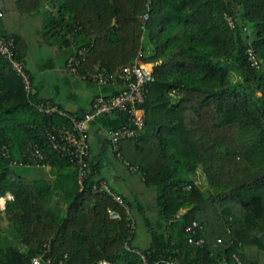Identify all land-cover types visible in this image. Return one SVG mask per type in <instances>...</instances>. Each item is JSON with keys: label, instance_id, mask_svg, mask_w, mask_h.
<instances>
[{"label": "trees", "instance_id": "16d2710c", "mask_svg": "<svg viewBox=\"0 0 264 264\" xmlns=\"http://www.w3.org/2000/svg\"><path fill=\"white\" fill-rule=\"evenodd\" d=\"M146 2L15 4L24 13L41 5L50 9L46 29L71 49L68 56L86 49L77 67L80 77L96 68L113 73L139 51L153 65L154 81L137 105L143 127L120 141V157L107 134L98 140L107 152L99 157H113L156 191L154 219L143 218L148 246L133 245L137 220L132 209L141 214L145 206L110 187L101 177L103 162L95 161L89 128L104 116L87 129L89 153L81 190L75 164L47 148L45 130L70 126V121L38 112L31 102L43 99L36 92L28 95L22 78L0 56V197L13 196L0 210V264H31L39 255L51 264H238L235 257L240 264H264V0H149V10ZM147 12L142 30L137 18ZM0 36L14 40L15 58L23 64L20 37L1 28ZM49 102L76 119L92 111L90 107L82 117L75 116ZM122 126L129 127V121ZM34 144L49 152L42 163L56 168L50 182L28 180L11 168L35 165L29 155ZM198 169L213 191L204 192L194 183ZM102 182L122 198L124 207L109 194L93 191ZM57 196L64 209L53 204ZM110 209L119 218H111ZM2 214L12 223L21 248L5 240ZM192 222L198 228L187 231ZM189 237L204 242L190 244Z\"/></svg>", "mask_w": 264, "mask_h": 264}, {"label": "built area", "instance_id": "2783aa9c", "mask_svg": "<svg viewBox=\"0 0 264 264\" xmlns=\"http://www.w3.org/2000/svg\"><path fill=\"white\" fill-rule=\"evenodd\" d=\"M150 2L147 0L146 8L149 10ZM148 12L139 15L137 18L138 25L142 30L145 29L148 21ZM230 27H234V23L230 17H225ZM65 39L70 41V34L65 35ZM247 54L253 65L258 66V60L255 57L253 50L248 49ZM86 55V49H80L77 55L68 56L66 59V69L70 73L77 74V67L82 57ZM0 56L7 60L11 65L13 71L22 78L24 89L29 95L32 91L29 76L24 69L22 62L15 58V43L12 38H5L0 36ZM143 53L138 52L137 56L132 62L119 67L115 72H101L96 68L93 73H87L81 76V79L86 82L94 83L98 86H106L113 83H120L121 90L107 98H97L91 103V112L85 113L81 119H76L72 116L65 114L56 105H53L49 101L39 100L31 102L35 109L45 115H58L66 117L70 121V126L67 125H52L45 130L47 136V148L49 151L58 152L62 156L69 159V161L77 167L78 170V184L81 190L84 189V177L86 175L87 163L85 157L89 153V147L87 143V129L89 124L96 118L101 116H108L112 114L122 113L127 117L129 121V127L122 126L120 129H110L107 131V136L110 141L112 151L116 156L120 157V141L132 137L137 129L143 127L144 115L137 108V105L143 102L146 94V86L154 81L152 67L143 60ZM132 126L134 128H132ZM131 127V128H130ZM49 152L44 151L38 144H34L30 148V158L35 164L34 166L43 168L42 161L45 160L46 155ZM137 167L130 166V171H136ZM94 192H105L109 194L115 203L120 207H124V202L119 195L113 193L106 183L102 182L92 187ZM13 196L7 193L5 197H0V205L4 207L7 200H12ZM127 214L129 210L125 208ZM109 215L113 219L119 218V215L114 210H108ZM197 222H192L191 226L187 228V231L193 232L195 228H198ZM134 229L133 222L130 224L129 233L132 234ZM220 240H218L219 242ZM204 239L192 237L188 238V243L200 245L203 244ZM143 257V256H142ZM235 261L240 264L239 259L234 258ZM143 260L145 261L144 257ZM51 260H44L42 256H35L31 259V264H51ZM99 264H109L105 261ZM224 264H228L224 262Z\"/></svg>", "mask_w": 264, "mask_h": 264}, {"label": "crops", "instance_id": "0c3cea01", "mask_svg": "<svg viewBox=\"0 0 264 264\" xmlns=\"http://www.w3.org/2000/svg\"><path fill=\"white\" fill-rule=\"evenodd\" d=\"M16 1L0 0V28L7 34L20 37L18 48L22 53L23 66L31 78L33 92L37 93L38 98L52 101L69 113L82 117L94 99L112 96L121 90V84L96 86L68 73L65 63L71 49L57 41L46 29L52 11L41 5L36 10H26L24 13L16 8ZM32 63L36 67V72L29 69L28 65ZM48 75L53 82L46 78ZM125 122L127 117L117 114L97 119L90 125L89 142L93 146L96 163L103 162L104 167L100 168L101 177L105 178V182L116 192L131 201L132 194H136L142 185L140 178L128 174L113 157L108 160L103 155L98 156L105 153V149H101L102 144L98 141L99 135L107 134L108 130L118 128ZM114 161L119 163L120 168ZM43 168L47 176L42 178L50 182L55 176L56 168L49 165ZM54 199L62 201L59 196Z\"/></svg>", "mask_w": 264, "mask_h": 264}, {"label": "rangeland", "instance_id": "374dc122", "mask_svg": "<svg viewBox=\"0 0 264 264\" xmlns=\"http://www.w3.org/2000/svg\"><path fill=\"white\" fill-rule=\"evenodd\" d=\"M144 36H145V40H147L148 39L147 32L144 34ZM36 54H38V53H36ZM149 65H151V64H149ZM28 66H30L29 69L32 72H36V67H35L34 63H32L31 65H28ZM68 73H70V72H68ZM70 74L80 77L76 73L75 74L70 73ZM46 78H48L49 81L53 82V79H51L50 75L46 76ZM93 85H96V84H93ZM114 162L116 163L115 165H117V167H119L118 166L119 163L117 161H114ZM11 168L15 174L22 176L28 180L39 179V178L47 176L44 168L41 169V168L36 167V166L14 164V165H12ZM133 177L139 178V174H135ZM192 179L194 180V183L196 185H198L199 188L201 190H203L204 192L213 191V189L207 187L206 182H205V178H204L203 174L201 173V170L198 169L196 171V173L194 174V176L192 177ZM136 194H132L131 202L137 201V202L141 203L143 206H145V208H144L143 213H141V214L138 213L136 209H132V214H133V216H135V219L137 220V222H136V233H135V238L133 240V245L142 249V248H146L149 244V236H148V232L146 230V227L144 225L143 218L148 217L151 220L154 219L153 216H155V213H156L155 212L156 208L154 206L155 205L154 200H155V196H156V191L154 188L149 189V188H146L145 186H143V184H142L141 187L138 189V192H136ZM52 202H53V204H57L58 205L57 207L59 209L65 208V205L62 204V201L59 199H53ZM3 209H4V207H2V205H0V210H3ZM1 220H2L1 226L4 230L5 240L8 243H14L18 247L21 248L22 245L20 244L19 240L16 238L15 231L12 227V223L10 222V220H8V218L6 217L5 214L1 215Z\"/></svg>", "mask_w": 264, "mask_h": 264}]
</instances>
